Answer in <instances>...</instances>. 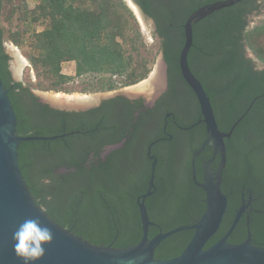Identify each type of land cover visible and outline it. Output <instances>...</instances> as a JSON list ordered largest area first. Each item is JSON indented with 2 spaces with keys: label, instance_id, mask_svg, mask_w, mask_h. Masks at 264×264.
<instances>
[{
  "label": "trees",
  "instance_id": "trees-1",
  "mask_svg": "<svg viewBox=\"0 0 264 264\" xmlns=\"http://www.w3.org/2000/svg\"><path fill=\"white\" fill-rule=\"evenodd\" d=\"M135 1L155 22L168 64L169 93L196 122L182 133L187 155L183 179L177 182L169 178L162 193L204 195L192 181L188 156L202 145L206 127L198 123L200 106L182 76L179 54L187 18L201 6L219 0ZM257 1L243 0L194 26L189 62L211 97L220 128L229 130L248 111L232 137L226 139L222 190L228 195V208L221 229L206 247L230 228L245 194L247 200L249 195L253 197L248 208L250 226L245 219L239 221L229 241L243 242L250 230L252 244L264 248V69L256 68L255 61L246 55L249 49L264 63V23L248 29V16L258 10ZM16 16L17 29H6L1 24L2 17L11 23ZM39 25L45 27L38 30ZM6 40L21 48L30 47L28 57L37 83L13 81ZM143 46L136 14L125 0H38L33 8L28 0H0V76L16 113L17 134L51 136L80 131L55 140L22 141L18 155L23 177L37 204L55 222L94 245L129 248L143 235L135 202L124 198L132 186L126 183L129 177L119 165L123 150H114L105 158L100 156L102 147L120 141L122 135L103 137L98 131L99 114L87 118V113L54 109L42 103L33 89L65 90L66 84L88 75L98 78L92 90H113L138 83L152 71L142 57ZM70 61L76 63L75 75L63 71V64ZM89 137L99 145L89 143ZM209 151L211 147L207 146L201 155L207 156ZM44 178L51 183L44 184ZM197 209L201 213L205 205ZM191 223L184 216L180 225ZM155 234L149 235L152 238ZM191 236L192 232L185 230L169 237L156 251V257L178 256Z\"/></svg>",
  "mask_w": 264,
  "mask_h": 264
},
{
  "label": "water",
  "instance_id": "water-1",
  "mask_svg": "<svg viewBox=\"0 0 264 264\" xmlns=\"http://www.w3.org/2000/svg\"><path fill=\"white\" fill-rule=\"evenodd\" d=\"M241 1L243 0H219L203 5L184 23V44L179 54V66L184 80L198 99L202 116L200 122L205 124L207 133L195 156L200 155L207 146L212 148L215 156H220L216 170L211 168L209 162L205 164V182L200 184L207 194V209L196 224L160 232L150 239L149 226L152 222L147 208L140 204L143 235L136 245L129 248L94 245L55 222L37 204L19 165V144L22 141L55 140L75 132L51 136L18 135L16 113L0 76V264H24L14 251L13 233L26 219H37L54 233L52 243L46 245L45 255L35 264H264V248L252 244L250 230L243 242L234 244L228 241L251 201L244 203L237 210L227 232L217 242L206 247L209 240L219 231L228 208V195L221 187L223 171L227 164L226 139L232 137L248 111L239 117L229 130H222L211 97L189 62V53L194 45V26L216 11ZM138 8L141 10L139 6ZM141 12L143 13L142 10ZM160 64L163 68V82L167 84V63L164 56ZM193 162L195 163V160ZM155 166L156 161L152 164L148 194H151L154 187ZM193 178L197 181L195 167ZM243 201L245 202V199ZM189 229H195V232L179 256L171 259L155 258V250L163 240Z\"/></svg>",
  "mask_w": 264,
  "mask_h": 264
},
{
  "label": "flooded vegetation",
  "instance_id": "flooded-vegetation-1",
  "mask_svg": "<svg viewBox=\"0 0 264 264\" xmlns=\"http://www.w3.org/2000/svg\"><path fill=\"white\" fill-rule=\"evenodd\" d=\"M5 52L9 55L7 51ZM10 59L8 61L9 70L13 81L16 82L18 80L13 76ZM39 100L44 104H48L42 101L40 97ZM48 105L54 109L71 113H87L86 116L84 114V117L87 118L99 114L100 125L98 131L101 132L103 137H108L110 134L122 135L120 141L102 147L100 156L105 158L114 150H123V155L121 152L120 154L122 156L120 155L118 157L120 161L119 165L123 174L129 177V182L126 183L132 186L131 193L124 195V198L135 202L136 208L140 213V218V204L145 205L152 222L149 226V234L151 232H156L155 235H157L160 232H168L179 226H185L180 225L184 216H188L190 220H192L190 225L196 224L201 219L207 209V194L205 189L200 185L205 182V164L209 162L211 168L216 170L220 161V156H215L212 148L207 156H202V153L195 156V152L199 148L195 149L188 156L191 165L192 181L195 186L203 190L204 195L181 197L162 193L163 187L169 178H173L177 182L183 179L185 158H187V155L185 154V140L183 139L184 136L182 133L191 128L188 127L189 124L195 125L196 123L190 120L187 110L183 109L180 104H178L176 98L169 93V75L165 90L162 92L159 91L157 96L155 95L150 101H147L144 97L132 98L123 93H118L107 98H100L97 104L87 110H65L56 108L50 104ZM201 118L202 116L200 115L198 123L204 124L200 122ZM72 132L78 133L80 131ZM88 141L91 144L96 143L99 145V142H95L94 139L90 137ZM85 143L87 144V142ZM193 160H195V163ZM154 161H156L154 187L151 189V194H148L149 179L151 177L152 164ZM194 167L197 173V181L193 178ZM224 171L222 181L224 180ZM120 178L122 179V177ZM244 199L245 202L243 201ZM249 201H251L252 204L253 197L251 195H249L248 200L245 194L242 195V205ZM204 205V211L201 213L198 212L197 207ZM248 208L240 221L245 219L246 224L250 226L251 214L248 213ZM222 225L223 222L221 227ZM189 230L192 232L193 236L195 229ZM180 232L182 231L177 233ZM149 238L152 239L150 235ZM161 244L157 246L155 250V258H157L156 251L160 249Z\"/></svg>",
  "mask_w": 264,
  "mask_h": 264
},
{
  "label": "rangeland",
  "instance_id": "rangeland-1",
  "mask_svg": "<svg viewBox=\"0 0 264 264\" xmlns=\"http://www.w3.org/2000/svg\"><path fill=\"white\" fill-rule=\"evenodd\" d=\"M128 5L135 11L139 27L143 33L145 46L142 48V57H145L149 65L152 68V71L148 75L147 78L144 80L139 81L138 83L129 85V86H119L113 90H92L93 87L97 85L98 78L94 75H88L81 78H76L74 81L66 84V89L61 91H44L41 89H33L34 93L42 99L45 103H48L56 108L65 109V110H87L91 108L93 105L97 104L100 101V98H107L118 93H123L129 97L136 98V97H144L147 101H150L155 95L157 96L158 92H162L165 90L167 84L161 81V85L156 84L155 82L152 83L148 90H142L139 92L131 91L134 87H140V84L146 80H151V74L156 68V66L161 62L163 59V51L161 49V39L156 33L155 22L152 18L147 17L144 12L138 11L136 6L135 0H125ZM38 4V0H28V5L30 8L35 7ZM134 4V5H132ZM258 10L252 12L248 16V29H252L257 25H261L264 23V0L257 1ZM141 14V15H140ZM18 17H14L11 23L5 20V17H2L1 24L6 29H17L18 27ZM45 26L39 25L37 26L38 30H42ZM33 29V27L31 28ZM4 47L8 54L10 55V63L12 68L13 76L20 82H23L24 85H29L30 83H37L38 78L36 75V71L33 68L28 54L31 52V49L28 45L24 47H19L15 45L12 41L6 40L4 43ZM247 57L252 58L255 61L256 68L264 69V63L260 61L256 56L252 53L251 50H247L246 52ZM20 61H23L22 69L20 73L16 71V67L20 65ZM75 68L76 63L74 61L66 62L63 64V71L66 74L75 75ZM16 69V70H15ZM163 72V70H162ZM163 77V75H162ZM119 82H121V78H117ZM164 79V78H162ZM156 84V85H155ZM158 85V86H157ZM87 89V90H86ZM145 91V92H144ZM60 93L62 97L66 95L71 96H81L85 97L88 96L91 100L88 102H80L77 105H72L63 102H58L53 100V95ZM94 97V98H92ZM62 100H65L63 98Z\"/></svg>",
  "mask_w": 264,
  "mask_h": 264
},
{
  "label": "clouds",
  "instance_id": "clouds-1",
  "mask_svg": "<svg viewBox=\"0 0 264 264\" xmlns=\"http://www.w3.org/2000/svg\"><path fill=\"white\" fill-rule=\"evenodd\" d=\"M44 184L51 180L44 178ZM51 199V197H48ZM54 233L37 219H26L13 233L14 251L24 264H35L46 253V245L52 243Z\"/></svg>",
  "mask_w": 264,
  "mask_h": 264
},
{
  "label": "bare ground",
  "instance_id": "bare-ground-1",
  "mask_svg": "<svg viewBox=\"0 0 264 264\" xmlns=\"http://www.w3.org/2000/svg\"><path fill=\"white\" fill-rule=\"evenodd\" d=\"M132 5H134V4H132ZM137 9H138V11H140L138 6H137ZM20 62H21L20 65L16 67L17 70L15 69L19 73H20V70L22 69V66H23V61H20ZM162 70H163V68H162L161 64L159 63L156 66V68L154 69V71L152 72V74H151V80L150 81L146 80V81L142 82L140 84V87H134V88L131 89V91L139 92V91H142V90H148L153 82H155L156 84L158 83V85H161V81L163 80L162 79L163 78L162 77V75H163ZM52 98H53L54 101L55 100L58 101V102H63V101L65 102L66 101L65 103L72 104V105H77L80 102L84 103V102H88V100H91V98L88 97V96L81 97V96L66 95V96L62 97L60 93H57V94L53 95ZM63 98H65V100H62ZM92 98H94V97H92Z\"/></svg>",
  "mask_w": 264,
  "mask_h": 264
}]
</instances>
